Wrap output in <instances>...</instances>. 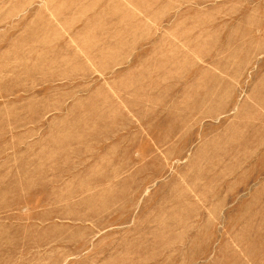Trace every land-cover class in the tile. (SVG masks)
<instances>
[{
    "label": "rangeland",
    "instance_id": "374dc122",
    "mask_svg": "<svg viewBox=\"0 0 264 264\" xmlns=\"http://www.w3.org/2000/svg\"><path fill=\"white\" fill-rule=\"evenodd\" d=\"M0 264H264V0H0Z\"/></svg>",
    "mask_w": 264,
    "mask_h": 264
}]
</instances>
